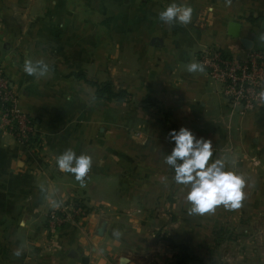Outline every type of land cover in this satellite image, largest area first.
I'll list each match as a JSON object with an SVG mask.
<instances>
[{"label":"crops","instance_id":"0c3cea01","mask_svg":"<svg viewBox=\"0 0 264 264\" xmlns=\"http://www.w3.org/2000/svg\"><path fill=\"white\" fill-rule=\"evenodd\" d=\"M172 2L126 0L125 13L117 4L109 19L102 4L89 17L86 1L0 0V69L37 126L29 145L0 127V264H152L153 254L133 253L166 250V241H152L159 230L185 244L179 233L191 226L192 234L214 235L218 225L240 233L235 243L245 239L264 251V227H242L264 218V101L243 112L205 69L187 70L204 47L235 58L264 49V0H175L192 8L191 20L168 24L158 13ZM231 21L240 24L239 37L228 34ZM40 58L50 68L46 77L23 71L26 59ZM89 75L110 77L129 99L96 96ZM182 125L212 141V159L245 177L239 208H180L187 189L164 157L174 144L169 130ZM68 148L92 158L83 182L57 167ZM72 199L89 205L88 216L52 237L48 209Z\"/></svg>","mask_w":264,"mask_h":264},{"label":"clouds","instance_id":"9594fccd","mask_svg":"<svg viewBox=\"0 0 264 264\" xmlns=\"http://www.w3.org/2000/svg\"><path fill=\"white\" fill-rule=\"evenodd\" d=\"M192 8L186 4H177L175 0L159 11L161 21L172 24L179 22L187 24L191 20ZM264 40V34L260 37ZM189 72H203V65L191 62L187 65ZM23 71L36 79L46 77L50 68L43 58L26 59ZM264 101V92L260 94ZM170 141H174L171 151L164 157V162L174 170L173 180L187 189L185 200L190 204L188 211L192 214H204L223 205L226 209H236L241 206L245 197V177L225 166L220 158L212 159V141L203 136H196L187 126L170 129ZM92 158L87 153L77 154L73 149H65L56 157L57 167L83 182V178L91 167ZM167 180V177H162ZM56 203H53L55 206ZM119 236V232H114ZM21 249L17 248L14 255L19 256Z\"/></svg>","mask_w":264,"mask_h":264},{"label":"built area","instance_id":"2783aa9c","mask_svg":"<svg viewBox=\"0 0 264 264\" xmlns=\"http://www.w3.org/2000/svg\"><path fill=\"white\" fill-rule=\"evenodd\" d=\"M223 55L216 47H204L197 55V62L203 65L209 76L222 83L225 95L233 104H239L241 111L254 109L261 102V92H264V49L250 50L244 57ZM0 127L23 145L34 142L37 133L33 117L19 107L1 69ZM78 213L73 209L74 216H80ZM70 215H58L54 210L47 213V228L52 237Z\"/></svg>","mask_w":264,"mask_h":264},{"label":"rangeland","instance_id":"374dc122","mask_svg":"<svg viewBox=\"0 0 264 264\" xmlns=\"http://www.w3.org/2000/svg\"><path fill=\"white\" fill-rule=\"evenodd\" d=\"M71 1L73 3L86 1L89 5H92L93 13L88 12L89 17L90 15L94 17V15L96 14L95 6L99 4L103 5V8H104L103 14L105 15L106 18H109V19L111 18L113 14L112 6L117 7V4H120V10H119L120 13H123V14L125 13V10L122 9L121 4L123 5L126 4V0H71ZM60 13L62 12H56V15L57 14L59 15ZM89 78H90L89 79L90 81L102 83L98 81L94 76L91 77V75H89ZM103 82L109 83L111 88L114 89L110 82V77H106L105 75ZM119 89H122V88H119ZM117 90L118 89H114V91H117ZM125 99L126 100L129 99V97H125ZM169 193H172V188H170ZM177 198L178 199L180 198L179 195H177ZM188 205L190 204L189 203H187L186 205H184V203L182 205L180 204L181 206L180 208H182V206H184L185 208V211L183 212L188 211ZM73 209H76L77 213L80 211L78 213L80 216H74ZM51 210H54L56 214L58 215L68 214V213L71 214L69 218H67V220H65L61 224L60 228H63L69 222L73 220L84 219L86 216H88L91 209L89 205L85 204L83 201H78V199L77 200L72 199V200H69V202L67 201L58 206L50 207L47 213H49ZM183 220L186 222H189L187 219H182V221ZM217 224H219L218 221H217ZM46 226H48L47 221H46ZM217 226H215V228H217L215 229L217 232L214 235L213 234L212 235H195V230H194V233L192 234L191 229H190L192 227L194 228V226L187 227L184 230L182 229L181 232L179 233V236L182 237V239L180 238L181 240L180 239L179 240L185 242V245L189 248L190 253L194 255L195 257H197L200 264H247L246 262L247 260H248V264H256L257 262L264 264V251L257 252V253L254 252V249H256L257 247L254 244H251L252 242L247 243L245 239H244V242L241 244L235 243L241 237L240 233L239 234H227V233L224 234V232H222L221 229H218ZM256 226L264 227V218L256 216L255 218L251 220L247 219L246 222L242 224V227L247 228L249 231L252 228H255ZM237 229H239V225H236V230ZM238 232L239 230H237V233ZM164 234L165 233H162L159 230L153 236L154 238L152 239V241L154 239L156 243L166 241V243L168 244L166 250L164 249L155 250L154 249L150 251L151 253L150 252L145 253V255L138 254L137 252H135L133 253L135 257L139 259L140 258L146 259L149 257L146 254H153L152 259H151L152 264H182L177 259V256H176L178 252L177 247H174L172 245L173 243H176V244H181V243H179V241L175 239L174 236L170 237L168 235L169 236L168 237V236H165ZM254 241L255 240H253V242ZM157 258L161 259L162 263H158L159 260H157Z\"/></svg>","mask_w":264,"mask_h":264},{"label":"trees","instance_id":"16d2710c","mask_svg":"<svg viewBox=\"0 0 264 264\" xmlns=\"http://www.w3.org/2000/svg\"><path fill=\"white\" fill-rule=\"evenodd\" d=\"M223 56H227V55L224 54ZM88 83L91 86L95 87V95L98 97H103L108 100L110 99L123 100L125 99V97H129V93L125 89H118L117 91H114L107 82L97 83L88 80ZM172 245L174 247H177L178 252L176 256L177 259L182 264H200L197 257H195L190 253L189 248L185 244L173 243Z\"/></svg>","mask_w":264,"mask_h":264},{"label":"water","instance_id":"95a60500","mask_svg":"<svg viewBox=\"0 0 264 264\" xmlns=\"http://www.w3.org/2000/svg\"><path fill=\"white\" fill-rule=\"evenodd\" d=\"M239 30H240V24L238 22L235 21H231L228 24V34L232 37H239ZM242 44L246 47L249 48L251 46V42L246 39V38H240ZM69 256H75V252L71 251L69 253Z\"/></svg>","mask_w":264,"mask_h":264}]
</instances>
